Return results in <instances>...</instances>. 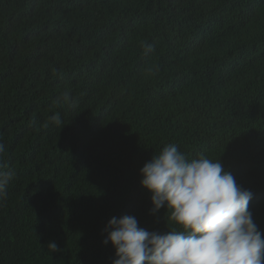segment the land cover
I'll list each match as a JSON object with an SVG mask.
<instances>
[{
    "label": "trees",
    "instance_id": "obj_1",
    "mask_svg": "<svg viewBox=\"0 0 264 264\" xmlns=\"http://www.w3.org/2000/svg\"><path fill=\"white\" fill-rule=\"evenodd\" d=\"M240 1L231 29L223 0H0V264H113L125 214L168 231L140 173L168 144L220 160L264 233V0Z\"/></svg>",
    "mask_w": 264,
    "mask_h": 264
},
{
    "label": "clouds",
    "instance_id": "obj_2",
    "mask_svg": "<svg viewBox=\"0 0 264 264\" xmlns=\"http://www.w3.org/2000/svg\"><path fill=\"white\" fill-rule=\"evenodd\" d=\"M227 7L245 15L246 5L240 0H223ZM207 15V11L206 14ZM145 54L154 51L146 45ZM159 66L147 69L158 72ZM201 88L198 83L196 90ZM65 103L76 107L70 91L53 101V107ZM48 122L60 127L59 112L48 117ZM48 122L44 127L48 126ZM36 124L35 118L32 120ZM6 146L0 140V169L4 168ZM141 185L152 193L155 214L166 208L168 231H148L139 226L132 215L112 217L104 231V243L111 241L116 259L113 264H264V233L259 230L249 209L254 194L238 185L233 175L223 168L220 160L213 162L203 154L189 160L175 144H168L140 169ZM15 171H0V200L6 198L7 187ZM110 183L101 176L99 184ZM179 225L169 228L168 222ZM50 252L61 249L49 242Z\"/></svg>",
    "mask_w": 264,
    "mask_h": 264
}]
</instances>
